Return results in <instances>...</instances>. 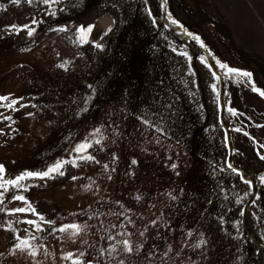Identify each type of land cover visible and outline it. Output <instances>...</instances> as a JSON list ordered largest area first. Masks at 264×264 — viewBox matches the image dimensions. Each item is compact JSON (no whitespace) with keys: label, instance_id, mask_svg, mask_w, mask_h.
<instances>
[{"label":"rangeland","instance_id":"obj_1","mask_svg":"<svg viewBox=\"0 0 264 264\" xmlns=\"http://www.w3.org/2000/svg\"><path fill=\"white\" fill-rule=\"evenodd\" d=\"M0 5V96L9 97L0 105L17 100L15 111L0 106L12 118L0 116L4 179L74 158L86 137V154L95 157L66 164L63 176L7 185L0 264H73L81 252L92 264H264V0ZM25 24L33 35L6 27ZM88 25L80 42L76 29ZM98 127L100 144L90 135ZM17 195L39 215L13 212L26 207ZM70 224L86 227L76 237L52 231ZM201 234L206 244L197 248ZM16 236H34L37 255H10ZM123 239L143 247L126 253L118 245L110 256L109 246Z\"/></svg>","mask_w":264,"mask_h":264},{"label":"snow or ice","instance_id":"obj_2","mask_svg":"<svg viewBox=\"0 0 264 264\" xmlns=\"http://www.w3.org/2000/svg\"><path fill=\"white\" fill-rule=\"evenodd\" d=\"M42 2L44 4H49L50 0H42ZM52 2H59V0H52ZM10 3L13 4H19L20 0H10ZM28 3H32V0H28ZM0 7H3V5H0ZM53 15H55V13H52ZM175 23V21H173ZM33 24L37 23V21L33 20L32 21ZM8 28V30L13 31V32H20L22 30H26L27 34L29 36L33 35L35 29L31 28L29 25L25 24V25H8L6 26ZM93 26L92 25H88L87 27L85 26H80L76 29L77 33H79V41L80 42H85L86 37L88 36L89 33H91ZM65 28H59L58 31H65ZM96 47H101V45L97 44ZM68 62L66 61L65 63H62L60 65H57L60 68H65L66 64ZM221 67H226V65H221ZM229 72H239V70L236 69H228ZM243 76L246 77H250V73L247 72H241L240 73ZM91 87V86H90ZM215 86H213L214 88ZM253 91H259L258 89H256L255 87H253ZM261 95H264V92H260ZM22 99V98H20ZM92 100V96H88L85 98V107L80 109V112H86L88 111V103ZM0 101H9V97L8 96H0ZM17 104V100L16 99H11V101L9 103H7L6 105H0V106H5L9 109H12L13 111L17 110L15 109L13 106ZM21 107H24L25 105H20ZM229 111L233 113V115L236 114V111L234 109L229 108ZM80 112L77 113V115L80 114ZM28 115H32V113H29ZM0 116L3 117V119L5 120H11L12 118L10 116H3V114H0ZM145 124H151V122L149 120L144 119L142 121ZM14 123V121H13ZM157 132H161L162 129L157 127L156 128ZM237 131H239V129H237ZM101 133V128H96L93 130L92 133H90V135H95V136H100ZM3 131L0 130V135H3ZM247 135V133H245ZM103 136H100L99 139H96L94 142L96 144H100L101 140L103 139ZM92 147V141H90L87 137L81 141L79 144H77L75 146V148L72 149V152L77 153V155L70 159V160H57L54 164L49 165L47 167L46 170L43 171H37V172H32V171H28L25 170L24 172L20 173L18 176H16L15 179H4V176L6 174V169L5 166L3 164H0V189H3V191H0V197H3L4 192L8 191V187L7 185H11L13 187H24L23 185L20 184V181L22 180H26L28 178H38V179H46V178H54V175H59V176H63L65 173L63 171V168L66 164H72L73 167L78 166L77 165V161H93L95 160V157L90 155V154H86L87 150L89 148ZM261 159H264V155L260 156ZM98 162V161H97ZM137 163V161L135 159L132 160V164L135 165ZM105 169H107V165H104ZM173 168L176 167L175 164L172 165ZM229 168H231V170L233 172H236L237 174H239V170H237L235 167H233L231 164L228 165ZM243 178V177H242ZM73 180L77 179V177H72ZM109 179H111V177H109ZM261 181L264 182V176H262ZM246 183H251L250 181L245 180ZM85 189H90L92 187L91 184L84 186ZM27 190V188L25 187V191ZM13 199L15 200H21V201H25L26 203V207H20V208H16L13 209V212H19V213H23L26 211H32L33 213H36V210L34 207H32V205L26 200V197L23 195H17L14 196ZM137 199H139V197H137ZM172 199H176L175 196H172ZM2 210V209H0ZM37 215H39L38 213H36ZM243 211H241V215H243ZM39 219L41 221H44V217L43 216H39ZM28 224H32V225H36L37 228H39V225L36 224V221L33 220H27L25 221ZM48 224H55V221H45ZM152 224H155L156 221H151ZM0 227H2V225H0ZM84 227H86V225L82 226L79 224H70V225H63L61 226L59 229L53 228L52 231H60V232H65L69 229H71L70 232V236L71 237H76L78 235H80V233L83 231ZM8 229L11 230L12 229V225L11 223L8 224ZM147 231V228H145V232ZM144 235V232H141V236ZM189 236L192 235L191 232L188 233ZM201 239L199 241L198 244L195 245V247H200L201 245L206 244V241L203 239V234H201ZM35 237H29V238H22L20 236H16V240L18 241L17 243H15L13 245L12 248L9 249V254L10 255H14L15 251H26L28 252V254L32 257H35L37 255V251L36 248L31 244V240H34ZM108 239H113V237L109 236ZM118 245H122L123 251L126 253H133V251L139 253L141 248L143 247V245H136L135 248L132 245V242L129 239H123L120 241H116V243L112 244L109 246V248L107 249L108 254L111 256L113 253H115L117 251V246ZM106 250L101 249V254H103ZM172 251L171 246H169V248L167 249L166 252L163 253V255L165 257H167L168 253ZM4 253H0V256H3ZM72 253H67L65 256V259L67 258H71L72 257ZM149 255H151V253H149ZM84 253L81 252L78 254L77 258L75 260H73V264H92L91 261H82L80 259V257H83ZM120 264H124V261L121 260Z\"/></svg>","mask_w":264,"mask_h":264},{"label":"trees","instance_id":"obj_3","mask_svg":"<svg viewBox=\"0 0 264 264\" xmlns=\"http://www.w3.org/2000/svg\"><path fill=\"white\" fill-rule=\"evenodd\" d=\"M211 22L222 32L224 33V36L227 40V42L230 44V46L232 47L233 50H235L236 52L240 53L241 55L245 56V54L240 51L233 43V40L228 32V29L223 25V24H219L216 21L211 20ZM263 92V91H262Z\"/></svg>","mask_w":264,"mask_h":264}]
</instances>
